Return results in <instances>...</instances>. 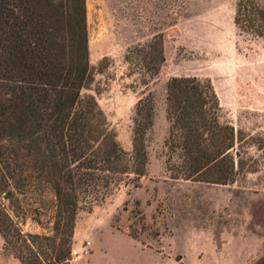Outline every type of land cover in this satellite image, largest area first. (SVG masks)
Masks as SVG:
<instances>
[{
	"label": "trees",
	"instance_id": "trees-1",
	"mask_svg": "<svg viewBox=\"0 0 264 264\" xmlns=\"http://www.w3.org/2000/svg\"><path fill=\"white\" fill-rule=\"evenodd\" d=\"M240 37L264 41V6L235 3ZM131 73L150 79L165 62L162 39L126 50ZM85 0H0V237L19 264H70L82 211L123 187L139 188L148 165L155 98L141 97L125 151L97 104ZM165 172L172 180L235 182L242 132L221 120L209 80L171 78L165 88ZM244 142V141H243ZM30 222L39 228L24 229ZM253 264H264V255Z\"/></svg>",
	"mask_w": 264,
	"mask_h": 264
},
{
	"label": "rangeland",
	"instance_id": "rangeland-1",
	"mask_svg": "<svg viewBox=\"0 0 264 264\" xmlns=\"http://www.w3.org/2000/svg\"><path fill=\"white\" fill-rule=\"evenodd\" d=\"M237 1L85 0L93 68L85 93L125 151L137 101L151 92L156 110L140 187L79 213L70 264H253L264 255V41L238 36ZM156 36L165 62L146 86L124 55ZM174 77L209 80L221 120L242 132L244 166L234 183L172 180L165 172V88ZM24 229L40 232L30 222ZM0 264H19L1 237Z\"/></svg>",
	"mask_w": 264,
	"mask_h": 264
},
{
	"label": "crops",
	"instance_id": "crops-1",
	"mask_svg": "<svg viewBox=\"0 0 264 264\" xmlns=\"http://www.w3.org/2000/svg\"><path fill=\"white\" fill-rule=\"evenodd\" d=\"M19 263V262H18Z\"/></svg>",
	"mask_w": 264,
	"mask_h": 264
}]
</instances>
